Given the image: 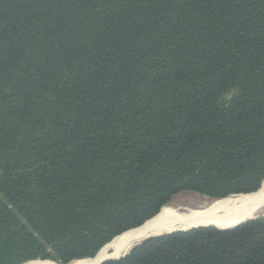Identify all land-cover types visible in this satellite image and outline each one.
I'll use <instances>...</instances> for the list:
<instances>
[{"label":"trees","instance_id":"16d2710c","mask_svg":"<svg viewBox=\"0 0 264 264\" xmlns=\"http://www.w3.org/2000/svg\"><path fill=\"white\" fill-rule=\"evenodd\" d=\"M263 182L264 0H0V264L93 259L179 193ZM217 228L104 264H264V216Z\"/></svg>","mask_w":264,"mask_h":264},{"label":"bare ground","instance_id":"6f19581e","mask_svg":"<svg viewBox=\"0 0 264 264\" xmlns=\"http://www.w3.org/2000/svg\"><path fill=\"white\" fill-rule=\"evenodd\" d=\"M261 214H264V182L259 191L248 195L231 196L213 201L176 202L169 207H164L157 217L148 221L142 228L119 236L108 247L115 249L112 256L117 257L125 254L136 242L151 234L209 226L229 229ZM97 256L93 259L76 260L70 264H100L109 256L107 248ZM27 264L57 263L40 260Z\"/></svg>","mask_w":264,"mask_h":264},{"label":"water","instance_id":"95a60500","mask_svg":"<svg viewBox=\"0 0 264 264\" xmlns=\"http://www.w3.org/2000/svg\"><path fill=\"white\" fill-rule=\"evenodd\" d=\"M263 185V184H262ZM262 187V186H261ZM241 195H244V194H241ZM246 195H248V194H246ZM233 196H237V195H233ZM162 211V210H161ZM159 215V214H158ZM157 215V216H158ZM157 216H155V217H157ZM262 216H264V215H261V216H257V217H255V218H252V219H249V220H254V219H257V218H259V217H262ZM154 217V218H155ZM153 218V219H154ZM152 220V219H151ZM249 220H247V221H249ZM150 221V220H149ZM247 221H245V222H247ZM148 222V221H147ZM147 222H145L143 225H145ZM245 222H243V223H245ZM243 223H241V224H243ZM241 224H239V225H237V226H240ZM143 225L141 226V227H139V228H142L143 227ZM237 226H235V227H237ZM209 227H213V226H209ZM209 227H199V228H209ZM235 227H232V228H235ZM232 228H229V229H232ZM136 229H138V228H136ZM193 229H196V228H193ZM218 229V228H217ZM229 229H220V230H229ZM133 230H135V229H133ZM189 230H192V229H189ZM189 230H181V231H189ZM130 231H132V230H130ZM129 232V231H128ZM174 232H177V231H173V232H169V233H157V234H151V235H148L147 237H144L142 240H140L139 242H136L125 254H123V255H121V256H117V257H113L112 256V254L115 252V249L114 248H110V247H108V246H110V244H112L118 237H116V238H114L109 244H107L106 246H104L100 251H99V253L100 252H102L104 249H106L107 248V252H108V254H109V256L105 259V260H103L102 262H100V264H104V263H106V262H108V261H113V260H120V259H123V258H125L128 254H130V252L135 248V247H137L138 245H140V244H142L143 242H145L146 240H149V239H151V238H154V237H159V236H162V235H165V234H171V233H174ZM125 233H127V232H125ZM125 233H123V234H125ZM123 234H121V235H123ZM120 235V236H121ZM98 253V254H99ZM97 254V255H98ZM96 255V256H97ZM95 256V257H96ZM94 257V258H95ZM92 259V258H91ZM85 260V259H84ZM29 263V262H28ZM55 263V262H54Z\"/></svg>","mask_w":264,"mask_h":264},{"label":"rangeland","instance_id":"374dc122","mask_svg":"<svg viewBox=\"0 0 264 264\" xmlns=\"http://www.w3.org/2000/svg\"><path fill=\"white\" fill-rule=\"evenodd\" d=\"M260 190V189H259ZM258 190V191H259ZM255 193V192H254ZM251 194V193H250ZM233 196V195H232ZM231 197V196H229ZM193 198V199H192ZM228 198V197H227ZM186 200H218V199H212V198H209L205 195H202V194H199V193H196V192H191V191H187V192H182V193H179L177 194L171 201L170 203H168L165 207H169V205L171 206L172 204H176L177 203H182ZM261 215H264V214H261ZM259 215V216H261ZM36 261H40V260H36ZM41 261H46V262H52V261H49V260H41ZM31 262H34V261H31ZM29 262V263H31ZM27 264V263H26Z\"/></svg>","mask_w":264,"mask_h":264}]
</instances>
